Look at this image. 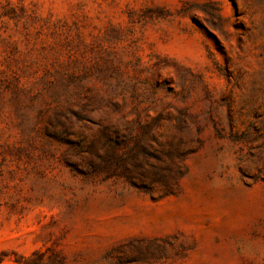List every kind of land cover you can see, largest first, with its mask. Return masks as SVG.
<instances>
[{
  "label": "rangeland",
  "instance_id": "1",
  "mask_svg": "<svg viewBox=\"0 0 264 264\" xmlns=\"http://www.w3.org/2000/svg\"><path fill=\"white\" fill-rule=\"evenodd\" d=\"M0 264H264V0H0Z\"/></svg>",
  "mask_w": 264,
  "mask_h": 264
}]
</instances>
